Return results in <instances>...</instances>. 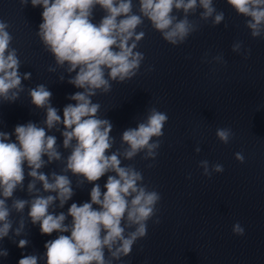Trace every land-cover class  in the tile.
Here are the masks:
<instances>
[{"label":"clouds","instance_id":"clouds-1","mask_svg":"<svg viewBox=\"0 0 264 264\" xmlns=\"http://www.w3.org/2000/svg\"><path fill=\"white\" fill-rule=\"evenodd\" d=\"M20 2L27 5L28 0ZM226 2L238 16L245 18V27L253 38L264 37V0ZM31 5L43 8L37 35L45 50L54 56L57 65H67L68 73H76L68 82L83 91L71 94L69 99L76 103L67 104L61 117L51 106L52 92L38 85L30 90L31 102L46 110V127L28 122L15 126L14 133L0 131V240L12 230L11 210L23 212L28 206V217L33 225H39L42 235L58 233L44 245L45 264H113L128 257L133 245L146 237L147 223L156 217L161 200L157 191L149 190L143 183L142 173L132 165L122 166L120 157L130 161L143 152L144 159L154 160L169 117L156 108L149 109L146 118L135 128L123 131L121 140L126 145L123 151H112L115 143L110 135L112 123L97 115L100 104L93 103L91 97L97 90L111 91V81L125 82L137 75L145 58L142 52L136 51L145 35L137 29L145 19L164 41L178 46L198 30V23L189 19L198 9L201 10L199 20H211L213 26L220 25L225 14L217 11L213 0H138V14L133 11V0H31ZM97 6L105 14L99 23H94ZM174 13H182V18ZM8 28L9 24L0 19V97L14 100L19 94L14 90H22L20 59L16 49H10L13 37ZM241 48L240 42L232 45L233 52L239 53ZM248 55L250 49L245 50V58ZM214 59L222 61L223 57ZM29 75L24 74V79ZM58 124L64 127L63 147L71 149L63 171L82 178L78 183L87 181L93 187L90 202H73L67 213L57 214L49 211L50 206L58 200L59 207L63 208L72 198V181L69 176L55 172L50 181L47 174L38 170L62 158L56 147V136L48 134ZM233 135L230 128L216 130L217 138L225 144ZM199 151L197 147L196 152ZM235 159L244 162L241 153H236ZM25 166L27 176L32 178L28 191L37 194L30 201L14 199L10 208L7 201L22 187ZM200 167L208 177L212 172L224 171L220 164L212 165L210 170L207 160L201 161ZM106 174L102 191L96 182ZM37 180L45 192L56 195H39L35 187ZM68 217L71 222L65 223ZM153 223L159 224V218ZM22 229L23 223L15 229V235H20ZM233 232L243 235L244 229L237 223ZM28 243L20 239L18 247L23 249ZM0 255L7 256V250ZM38 260L37 255H23L18 264H38Z\"/></svg>","mask_w":264,"mask_h":264}]
</instances>
